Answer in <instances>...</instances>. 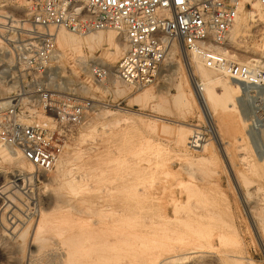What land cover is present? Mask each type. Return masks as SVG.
<instances>
[{
    "label": "rangeland",
    "instance_id": "1",
    "mask_svg": "<svg viewBox=\"0 0 264 264\" xmlns=\"http://www.w3.org/2000/svg\"><path fill=\"white\" fill-rule=\"evenodd\" d=\"M243 7L240 29L234 34L229 48L235 53L255 57L254 54L260 51V43L264 41L262 38L264 28L261 24L254 26L251 23L247 24L246 12L252 6L245 3ZM231 34L230 32L229 35ZM121 54L117 61H110L102 50H95L94 56L97 60L89 58L91 60L83 68L87 69L86 73L74 63L73 57L54 58L55 60L53 59L48 66L50 76L33 80V83L36 82L42 88L49 89L53 100L62 101L73 98L85 104L84 116L79 123L64 127L54 122L52 118L54 115L42 109L38 99L33 96L30 80L22 79L16 67H11L9 72L17 74V78L14 75L0 78V101L14 97L21 106L29 109L19 113L21 120L38 123L48 121L51 129L63 131L59 140L62 146L59 159L57 158L54 166L48 170L35 167L33 172L28 173L26 169L20 170V167L12 160L8 158L2 160L3 158L0 157V191H2L0 192V242L6 244V247L0 245V264H63L66 248L61 242L62 239L73 236V233L79 231L81 226L84 229L83 225H75L67 228L64 233H60L59 228L63 224L59 219L64 205L60 201L63 199L73 205L80 204L79 207L87 212L105 203L111 206L121 205L125 212V226H127L123 245L117 248L118 251L115 249V252L112 250L104 253L93 248L92 244H85L78 249L79 254L84 252V256L77 254L78 260L83 263L141 264L156 257L158 258L155 261L159 262V259L167 255L165 262L162 260L160 264H210L212 262H214L212 264L215 262L217 264H264V202H259L255 197H246L245 188L238 184L234 175V169L239 166L237 159L240 154L238 152H241L238 147L240 143H246L248 149L256 155L264 154V88L255 90L256 95L250 101L243 100L240 87H235L233 92L231 90L229 92L230 87H227L225 83L226 88L223 91L224 82L232 78L219 72L215 82L219 81V88L222 89H219V104L224 110L219 113L214 112L213 117L208 119L202 102L197 98L194 86L184 69L180 68L179 78L170 75L176 63L182 61L180 52L174 53L173 58L167 59L161 76L156 82L139 88L131 85L125 87L123 91L112 86L110 79H105V74L97 76L92 71L96 67L104 68L101 63L116 69L115 66ZM99 61H101L100 64ZM8 64H11V59ZM2 66L5 64H0V67ZM100 79L104 83L102 86L96 83ZM197 79L211 80L206 77H197ZM178 82L182 91V94L177 96L179 101L174 97V94H177L176 83ZM213 82L206 84L209 87L214 84ZM11 85H13L12 90L6 91V88ZM142 90L143 92L148 90L149 95L143 96L140 92ZM137 94L139 96H136ZM228 94L232 98L228 97ZM121 108L126 112L116 111ZM115 119H121V121L116 124ZM111 121H114L113 124ZM190 125H195L202 139L208 143L204 152L199 150L197 152L198 148H192L189 143L187 147L177 141L176 137L179 133L186 131L187 134L186 132L184 134L188 135L187 126ZM210 125L214 127L215 133L217 132V138ZM55 136H58L56 132ZM0 141H2L1 138ZM2 144L5 143L2 141ZM6 148L10 149L12 154L15 151L12 147ZM117 153L121 157L115 174L117 173L120 181L125 184V190L127 189L123 190L125 202H106L104 196L111 174L110 158L118 156ZM200 154L207 156L208 160L207 158L197 159ZM109 159L110 162H108ZM82 176L86 178L84 181L81 179ZM261 178L256 176V179ZM97 188L99 190H96ZM13 194L15 195L12 196ZM3 196L6 198L3 199ZM167 202L169 203L166 204ZM184 205L187 206L182 208ZM49 208L53 209L49 212L50 215L46 216L50 222L44 225L41 233L37 232L36 235L35 227L41 218V213L49 211ZM14 226L17 227L12 235L9 231ZM131 228H136L138 232ZM16 230L18 233L25 230L23 239L17 237ZM158 234L159 239H156ZM164 234L167 237H164ZM37 236L38 239L43 238L37 240ZM147 236L152 239H148ZM33 239L36 240L33 241ZM76 239L80 240L79 237ZM146 240L152 241L151 243L148 241L149 244ZM154 245H158V249L161 247L159 251ZM173 255H176L177 259H174ZM169 256L173 260L168 259Z\"/></svg>",
    "mask_w": 264,
    "mask_h": 264
},
{
    "label": "built area",
    "instance_id": "2",
    "mask_svg": "<svg viewBox=\"0 0 264 264\" xmlns=\"http://www.w3.org/2000/svg\"><path fill=\"white\" fill-rule=\"evenodd\" d=\"M256 1L264 12V0ZM236 13L235 0H0V62L5 55L11 59V64L0 67V78H17L9 72L16 67L57 125L77 124L85 104L73 98L53 100L50 90L33 80L50 76L59 29L76 34L113 29L123 36L116 74L124 82L134 86L156 82L176 42L185 52L198 54L205 66L239 80L242 99L250 101L255 90L264 88V68L236 62L211 46L226 39ZM92 71L103 76L100 68ZM23 111L29 109L14 97L0 104V138L35 167L48 170L61 153L63 131L51 129L48 121L24 122L19 114Z\"/></svg>",
    "mask_w": 264,
    "mask_h": 264
},
{
    "label": "bare ground",
    "instance_id": "3",
    "mask_svg": "<svg viewBox=\"0 0 264 264\" xmlns=\"http://www.w3.org/2000/svg\"><path fill=\"white\" fill-rule=\"evenodd\" d=\"M236 3V17L234 20V23L232 24V26L229 29V32L227 34V37L224 41L218 43H211V46H213L214 48L220 50L221 52H223L229 59H233L236 62L239 63H248V64H257L261 67L264 68V41L260 43V51L256 54H254L255 57H251V56H244L241 55L239 53H235L233 49L229 48V43L231 41H233L234 39V34H236V32L239 31L240 26H241V21H242V13H243V6L245 3H249L252 8L249 9L246 12V19H247V24L251 25H259L261 24L264 28V12L261 9L259 3L256 0H235ZM244 25V24H243ZM246 25V24H245ZM244 29V28H243ZM246 29V28H245ZM249 29V28H248ZM243 31V30H242ZM230 32L232 33L231 36L229 35ZM245 32V31H244ZM250 32V31H249ZM246 33V32H245ZM249 34V33H248ZM251 34V33H250ZM242 35V34H241ZM247 35V34H246ZM264 38V29H263V37ZM240 40V39H239ZM262 40V39H261ZM241 41V40H240ZM55 42L57 45V48L55 50V56L54 58L56 59H60L62 57L65 56H70L73 57V61L74 63L80 67L81 69H83L85 66L88 65V61L91 60L89 58H93L96 59L94 56V51L95 50H102L103 54L110 60V61H117L119 55L123 52L124 50V41H123V36L118 34L115 30L113 29H100V30H96V31H92V32H87L84 34H76V33H72L69 32L68 30L65 29H59L56 32V37H55ZM238 42V41H237ZM223 45V46H222ZM176 52H180L181 55V63H176V65L174 66V68L172 69L170 75L178 77L179 78V74L180 71L182 69H184V71L186 72V75L189 76L190 81L192 83V85L194 86V90L196 92V96L197 98L200 100V102H202V105L204 107V113L206 114V116L208 117V119L213 117V113H219L221 112V110H224L223 107H220V98H219V91L222 90L220 87V83L215 82V79L217 78V76L219 75V72H223L224 75L227 74V72L225 70H221V69H216V68H212V67H207L204 65V63L202 62L201 57L198 54L195 53H191L188 51H184L181 49V47L176 43L173 42L171 45V49H170V55L169 58H173V54ZM253 52V51H252ZM122 55V54H121ZM237 59H240L239 61ZM55 60V59H54ZM10 61V57H7V55L4 56V60L0 62L1 65L5 64L6 62ZM101 63V61H99V64ZM8 64V63H7ZM102 66L104 68H100V70L103 72V74L106 75L105 79H110V84L112 86H114L117 90H121L123 91L124 88L126 87H130L132 84L124 82L123 80H121L120 78L117 77L116 74V69H112L111 65H107L105 63H101ZM182 65V67H181ZM116 67V66H115ZM87 68V67H86ZM89 68V67H88ZM84 70V69H83ZM87 70V69H85ZM84 72L86 73L87 71ZM183 72V71H182ZM59 73V71L57 72ZM184 73V72H183ZM228 75V74H227ZM55 76V75H54ZM57 76V75H56ZM108 76V77H107ZM229 77H231L230 75H228ZM64 77V76H63ZM198 78H210L211 80H207V81H200V79ZM232 78V77H231ZM59 79V78H58ZM103 79V78H102ZM102 79L97 80V84L102 86ZM104 79V80H105ZM232 78V80H226L224 82V85H222V87H224L225 91V83L227 85V87H230V89L228 88L229 92H233V89L235 87H240L239 84H241V82L237 79ZM61 80V79H60ZM211 81H214V84L212 86H207L206 83H209ZM69 83V82H68ZM223 83V82H222ZM71 84V83H70ZM104 84V83H103ZM210 84V83H209ZM212 84V83H211ZM90 85V84H89ZM62 86V85H60ZM146 86V85H145ZM13 85H11L10 87L6 88V91H10V89L12 90ZM66 87V86H65ZM139 87H143V86H138ZM231 87H233L231 89ZM57 88V87H56ZM64 88V87H63ZM69 88V87H68ZM71 89V87H70ZM131 89V88H130ZM176 89H177V94H174L175 100L179 101V97L182 94L181 91V85L180 83H176ZM220 89V90H219ZM231 90V91H230ZM120 91V92H121ZM227 91V90H226ZM236 91V90H234ZM238 91V90H237ZM142 92L143 96H148V90H145ZM228 92V93H229ZM225 93V92H224ZM227 94V93H225ZM222 95V93H221ZM136 96H139L138 94ZM59 97V96H58ZM177 97V98H176ZM228 97H231V95ZM5 98V97H4ZM52 98V97H51ZM54 98V97H53ZM57 98V97H56ZM136 98V97H135ZM222 98V97H221ZM227 98V97H225ZM224 98V99H225ZM232 98V97H231ZM136 99H139L138 97ZM60 100V99H59ZM229 101V100H228ZM233 101V100H232ZM231 101V102H232ZM7 102V98H5L4 100L0 101V104L6 103ZM234 102V101H233ZM221 103L222 99H221ZM235 103V102H234ZM232 103V104H234ZM226 105V104H224ZM236 105V104H235ZM232 106V105H231ZM229 109V108H227ZM234 110H237L235 108H233ZM214 110V111H213ZM116 111L121 112V113H125L126 110L125 109H117ZM228 111V110H227ZM110 112V111H109ZM237 112V111H236ZM99 113V112H98ZM97 114V113H96ZM101 114V112H100ZM106 114V113H105ZM129 114V113H128ZM99 115V114H98ZM126 115V114H125ZM39 116H41V114H39ZM239 116V115H238ZM43 117V116H41ZM253 117V116H252ZM241 118V117H240ZM126 120V119H125ZM245 120V119H244ZM251 120V119H250ZM119 121H121V119L116 120L115 119V123L118 124ZM27 122V121H26ZM31 122V121H30ZM44 122V121H43ZM111 121V124H113ZM38 123V122H37ZM42 123V122H41ZM155 123V122H154ZM209 123V122H208ZM212 123V122H210ZM249 124V122H248ZM106 124H104L105 126ZM115 125V124H114ZM157 125V124H156ZM103 126V127H104ZM246 126V125H245ZM256 126V125H255ZM158 127V126H157ZM167 127V126H165ZM164 127V129H165ZM211 127V125H210ZM182 130V127H180ZM188 128V135L186 131H179L178 132H183V133H179L177 135V141L178 142H182V144H184L185 146L189 147L187 144L190 142H193L194 145L193 147H197V152L199 151H205L206 150V146H207V142L205 140L202 139V137L199 134V130L195 127V125H190L187 126ZM214 127H211L212 132L214 133V136H216L217 138V132L215 133ZM216 129V128H215ZM163 130V129H160ZM183 130H186L185 128H183ZM111 132H113L112 130H110ZM186 132V133H185ZM185 133V134H184ZM182 134H184L182 136ZM220 138V137H219ZM245 140V138H244ZM5 144H2V141H0V157H2V160L5 159H10L12 160L13 163H15L17 166L23 169H26L28 173H31L35 170V166L33 164H31L30 162H28L20 153V150L18 149H14L15 151L13 152V154L6 148L7 146H4ZM179 145V144H178ZM181 145V144H180ZM184 146V147H185ZM239 151L241 150V152L239 154V159H237L239 161V166H237L234 169V175L238 181V184L242 187L245 188L246 190V194H245V190H243L244 194L246 195V197H255L256 200H258L259 202H264V154L262 155H256L253 151H250V149H248V145L245 143L243 144H239ZM250 147V146H249ZM251 148V147H250ZM264 148V147H263ZM252 149V148H251ZM145 150V149H144ZM253 150V149H252ZM146 152V151H145ZM144 152V153H145ZM181 153V152H180ZM118 155V153H117ZM201 155V154H200ZM197 158L199 160H203L206 159L207 156L205 155H201ZM113 156V155H111ZM187 156V155H186ZM120 155L118 156H113L110 162V159L108 162L109 163V168L111 171V174L109 175L106 187H105V196L106 197V202H125V197H124V192L123 190H125V184H123L120 179L119 176L115 174V170L118 163L120 162ZM147 158V157H146ZM195 158V157H194ZM192 158V159H194ZM1 159V158H0ZM59 159V158H58ZM61 159V158H60ZM191 159V158H190ZM195 159V160H197ZM9 160V161H10ZM208 160V158L206 159ZM236 160H234L235 162ZM56 162V161H55ZM146 162V161H145ZM60 163V162H58ZM123 163V162H122ZM121 163V164H122ZM126 163V162H125ZM237 163V162H236ZM55 164V163H54ZM108 164V163H107ZM149 164V163H148ZM61 165V164H60ZM147 165V164H146ZM145 165V166H146ZM226 165V164H225ZM235 165V164H234ZM121 166V165H120ZM150 166V165H149ZM143 167V166H142ZM145 168V167H144ZM231 172V171H230ZM91 173V172H90ZM120 173V171L118 172V174ZM92 174V173H91ZM192 174V173H191ZM94 175V174H93ZM167 175V174H166ZM172 175V174H171ZM256 176H260L262 177L261 179H256ZM24 177V176H23ZM122 178V177H121ZM166 178V176H165ZM9 179V178H8ZM26 179V178H25ZM82 181H84L86 178L85 177H81ZM27 180V179H26ZM22 181V180H21ZM25 181V180H24ZM88 181V180H87ZM169 181V180H168ZM10 182V181H9ZM181 182V181H180ZM26 184V183H25ZM27 185V184H26ZM6 186V185H5ZM4 186V187H5ZM129 186V185H126ZM25 187V186H24ZM23 188V187H21ZM172 188V187H171ZM7 189V188H6ZM28 190V189H27ZM96 190H99L98 188ZM127 190V189H126ZM125 190V191H126ZM129 190V189H128ZM5 189H3V194H5L6 192H4ZM9 191V190H7ZM29 191V190H28ZM2 192V191H0ZM25 192V191H24ZM23 192V193H24ZM94 193V192H93ZM2 194V195H3ZM12 194V193H11ZM131 193H129L130 195ZM15 194H13L12 196H14ZM128 195V196H129ZM244 195V196H245ZM10 198H13L9 195ZM22 197V195H21ZM127 197V196H126ZM6 198L5 196H3V199ZM16 198V197H15ZM129 198V197H128ZM240 198V197H239ZM18 199V198H17ZM133 199V198H132ZM135 199V198H134ZM255 199L252 198V200L255 201ZM6 200V199H5ZM59 200V199H58ZM17 201V200H16ZM19 201V199H18ZM21 202V200H20ZM24 202V201H23ZM62 203H64L63 208H62V214L60 217V223H62L63 225L59 228L60 233H64L65 230L69 227L72 228L75 225L80 226L83 225V227L81 226V229L79 231H75L76 233H73V236L71 235V237H64L62 239V243L64 244V247L66 248V254L65 257L63 259V264H89V263H83L80 262L77 258V254H79V247L81 248V246L85 245V244H92L93 248H95L96 250H98L99 252H110V251H114L115 249L118 251L117 248H119V246L125 242V238H126V226H125V212L124 209L122 208L121 205H116V206H111L110 204H100V207L94 210H90L89 212L85 211V209H83L82 207L76 204L73 205V203H68L69 201L64 200L60 201ZM6 203V202H5ZM4 203V204H5ZM17 203V202H16ZM77 203V202H76ZM83 203V202H82ZM81 203V204H82ZM90 203V202H89ZM88 203V205H89ZM140 203V202H139ZM169 202H167L166 204H168ZM172 203V202H171ZM7 204V203H6ZM10 204V203H9ZM60 204V203H59ZM94 204V203H93ZM112 204V203H111ZM189 204V203H188ZM187 204V205H188ZM11 205V204H10ZM87 205V207H89ZM91 205V204H90ZM145 205V204H144ZM175 205V203H174ZM184 205L182 208H184ZM14 206V205H13ZM12 206V207H13ZM55 206V205H54ZM62 206V205H61ZM93 206V205H92ZM91 206V207H92ZM95 206V204H94ZM94 206L92 208H94ZM189 206V205H188ZM15 207V206H14ZM173 207V206H172ZM192 207V206H191ZM208 207V206H207ZM7 208V206H6ZM5 208V209H6ZM52 208V207H51ZM90 208V207H89ZM96 208V207H95ZM189 208V207H188ZM197 208V207H196ZM11 209V208H9ZM8 209V210H9ZM50 209V208H49ZM48 209V210H49ZM88 209V208H86ZM207 209V208H204ZM264 209V208H263ZM7 210V211H8ZM53 209H50L49 211L46 212H42L41 213V218L39 219L38 223L36 224L35 227V234L37 232L42 231V229L44 228V225H46L47 223L50 222L49 218H47L46 216L50 215L49 212H51ZM55 210V209H54ZM89 210V209H88ZM162 210V209H161ZM160 210V211H161ZM183 210V209H182ZM3 211V210H2ZM15 211V210H14ZM172 211V209H171ZM164 212V211H163ZM174 212V211H173ZM171 212V214L173 213ZM182 212V211H181ZM263 212V211H262ZM11 213V212H10ZM162 213V212H161ZM167 213V212H166ZM177 213V212H176ZM194 213V212H193ZM15 214H18L15 212ZM7 215V214H5ZM59 215V214H58ZM71 215V216H70ZM164 215V214H163ZM263 215V214H262ZM13 216V215H12ZM11 216V217H12ZM67 216H69L70 218H66ZM165 217H167L166 215H164ZM163 216V217H164ZM173 216V214H172ZM171 216V217H172ZM192 216V215H191ZM8 217V216H7ZM15 217V216H14ZM164 217V218H165ZM169 217V216H168ZM47 218V219H46ZM135 218V217H134ZM170 218V217H169ZM174 218V217H173ZM172 218V219H173ZM196 218V217H195ZM6 219V218H5ZM10 220H13L12 218L9 217ZM58 219V218H57ZM193 219V218H192ZM197 219V218H196ZM261 219V218H260ZM8 220V221H10ZM17 220V218H16ZM15 220V221H16ZM132 220V219H131ZM138 220V219H137ZM178 220V219H177ZM188 220V218H187ZM186 220V221H187ZM134 221V220H133ZM143 221V220H142ZM185 221V220H184ZM189 221V220H188ZM192 221V220H191ZM261 221V220H260ZM14 222V221H13ZM17 222V221H16ZM129 222V221H128ZM131 222V221H130ZM154 222V221H153ZM173 222V221H172ZM190 222V221H189ZM10 224H12L11 222H9ZM30 223V222H29ZM53 223V221H52ZM59 223V222H58ZM142 223V222H141ZM176 223V222H175ZM181 223V222H179ZM178 223V224H179ZM192 223V222H191ZM195 223V222H194ZM188 224V223H187ZM154 225V224H153ZM160 225V224H159ZM172 225V224H171ZM176 225V224H175ZM184 225V224H183ZM195 225V224H194ZM19 226V225H18ZM141 226V225H140ZM12 227V226H11ZM10 227V228H11ZM17 226H14L12 228L11 231H9V227L7 228L8 231L10 233H13V230H15ZM26 227V226H25ZM55 227V226H54ZM143 227V226H142ZM155 227V226H154ZM169 227V226H168ZM183 227V226H182ZM264 227V226H263ZM21 228V227H20ZM27 228V227H26ZM25 228V230H26ZM76 228V227H75ZM79 228V227H78ZM137 228V227H136ZM133 228V229H136ZM144 228V227H143ZM152 228V227H151ZM150 228V229H151ZM165 228V227H164ZM167 228V227H166ZM180 228V227H179ZM184 228V227H183ZM194 228V227H193ZM6 229V230H7ZM18 229V228H17ZM132 229V228H131ZM132 229V230H133ZM149 229V228H148ZM172 229V228H170ZM264 229V228H263ZM25 230H22L18 233L17 231V237H20L23 239ZM137 230V229H136ZM152 230V229H151ZM157 230V229H156ZM72 231V230H71ZM128 231V229H127ZM130 231V230H129ZM140 231V230H139ZM173 231V230H172ZM56 232V231H55ZM67 232V231H66ZM69 232V231H68ZM132 232V231H130ZM138 232V230H137ZM142 232V231H141ZM177 232V231H176ZM180 232V231H179ZM39 233V234H40ZM133 233V232H132ZM153 233V231H152ZM161 233V231L159 232V234ZM181 233V232H180ZM179 233V234H180ZM159 234H158V238L156 237V239H159ZM166 234V233H165ZM164 234V237H167L166 234ZM177 234V233H176ZM183 234V233H182ZM197 233H195L196 235ZM37 235V234H36ZM63 235V234H62ZM128 235V234H127ZM149 235V234H148ZM173 235V234H172ZM181 235V234H180ZM186 235V234H185ZM189 235V234H188ZM59 236V235H58ZM76 236V237H75ZM132 236V235H131ZM150 236V235H149ZM169 236V235H168ZM183 236V235H182ZM77 237L80 238V240L76 239ZM129 237V236H128ZM160 237L162 238L161 234ZM172 237V236H171ZM179 237V235H178ZM177 237V238H178ZM181 237V236H180ZM189 237V236H188ZM191 237V236H190ZM43 238V237H41ZM38 239L37 236V240H41ZM134 238V236H133ZM140 238V237H138ZM148 238V236H147ZM150 238V237H149ZM148 238V239H149ZM160 238V240H161ZM174 238V237H173ZM47 239V238H45ZM128 239V238H127ZM152 239V238H150ZM166 239V238H165ZM175 239V238H174ZM180 239V238H179ZM184 239V238H183ZM36 239H33V241H35ZM178 240V239H177ZM147 241V240H146ZM149 241V240H148ZM146 243H151L152 240H150L149 242ZM164 241V240H163ZM168 241V239H167ZM180 241V240H179ZM183 241V240H182ZM181 241V242H182ZM185 241V240H184ZM142 242V240L140 241ZM139 242V243H140ZM170 242V241H169ZM175 242V241H174ZM43 243V242H42ZM135 243V242H134ZM149 243V244H150ZM156 244V242H153V244ZM158 243V242H157ZM168 243V242H166ZM173 243V242H172ZM62 244V245H63ZM141 244V243H140ZM181 244V243H180ZM187 244V243H186ZM0 245L6 247V244L4 242H0ZM123 245V244H122ZM132 245V244H130ZM135 246V244H133ZM132 245V246H133ZM146 245V244H144ZM168 245V244H167ZM171 245V244H169ZM158 246V245H157ZM156 245H154V247L157 248ZM159 246H161L159 244ZM164 246V245H163ZM187 246V245H186ZM153 247V248H154ZM169 247V246H168ZM171 247V246H170ZM184 247V246H183ZM87 248V247H86ZM93 248L91 247V249L93 250ZM154 248V249H156ZM161 248V247H160ZM159 248V249H160ZM172 248V247H171ZM186 248V247H185ZM88 249V248H87ZM158 249V248H157ZM158 249V251H159ZM167 249V248H166ZM170 249V248H169ZM176 249V248H175ZM190 249V248H188ZM195 249V248H194ZM65 250V249H64ZM86 250V249H85ZM173 250V249H172ZM171 250V251H172ZM177 250V249H176ZM181 250V249H180ZM81 251V250H80ZM95 251V250H94ZM93 251V253H94ZM97 251V252H98ZM120 251V250H119ZM128 251V250H126ZM165 251V250H164ZM169 251V250H168ZM190 251V250H189ZM188 253H191L189 252ZM202 251V250H201ZM95 252V253H97ZM115 252V251H114ZM122 253V251H120ZM119 252V253H120ZM125 252V251H124ZM157 252V251H156ZM163 252V251H162ZM170 252V251H169ZM168 252V253H169ZM173 252V251H172ZM194 252V250H193ZM81 253V252H80ZM113 253V252H112ZM155 253V252H153ZM166 253V252H165ZM180 253V252H178ZM185 253V252H184ZM187 253V254H188ZM84 254V252H83ZM83 254H79V255H83ZM88 254V253H87ZM86 254V255H87ZM111 254V253H109ZM117 254V253H116ZM129 254V253H128ZM157 255V253H155ZM167 254V253H166ZM172 254V253H171ZM182 254V253H180ZM179 254V255H180ZM114 255V254H113ZM124 255V253H123ZM127 255V254H126ZM161 255H163L161 253ZM192 255V254H191ZM84 256V255H83ZM118 256V255H117ZM125 256V255H124ZM167 256V255H166ZM165 256V257H166ZM174 256V255H173ZM176 256V255H175ZM174 256V257H175ZM101 257V256H100ZM108 257V256H107ZM151 257V255H150ZM165 257H163L161 260L159 259V262H156L155 259L158 258L156 257L154 258H150L149 261L147 262H143L141 264H160L162 260H164L165 262ZM171 256L168 257V259L173 260L170 258ZM239 257V256H238ZM80 258V257H79ZM102 258V257H101ZM100 258V259H101ZM110 258V257H109ZM118 258V257H117ZM122 258V256H121ZM126 258V257H125ZM106 259V258H105ZM135 259V258H134ZM174 259H177L176 257ZM183 259V257H182ZM211 259V258H210ZM81 260V259H80ZM89 260V258H88ZM95 260V259H94ZM120 259H118L119 261ZM217 260V259H216ZM85 261V260H84ZM96 261V260H95ZM114 261V260H112ZM215 261V260H214ZM219 262V260H217ZM121 262V261H120ZM140 262V261H139ZM142 262V261H141ZM198 262V261H197ZM211 262V261H210ZM177 263V262H176ZM214 263V262H212ZM210 263V264H212ZM110 264V263H109ZM114 264V263H113ZM117 264V263H115ZM119 264V263H118ZM129 264V263H128ZM135 264V263H133ZM215 264H217L215 262Z\"/></svg>",
    "mask_w": 264,
    "mask_h": 264
}]
</instances>
